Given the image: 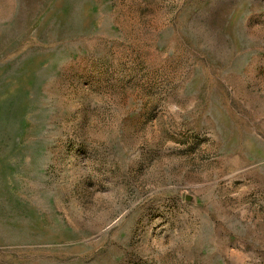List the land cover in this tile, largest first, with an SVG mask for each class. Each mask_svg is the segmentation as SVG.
I'll use <instances>...</instances> for the list:
<instances>
[{
	"label": "rangeland",
	"instance_id": "rangeland-1",
	"mask_svg": "<svg viewBox=\"0 0 264 264\" xmlns=\"http://www.w3.org/2000/svg\"><path fill=\"white\" fill-rule=\"evenodd\" d=\"M0 264H264V0H0Z\"/></svg>",
	"mask_w": 264,
	"mask_h": 264
},
{
	"label": "water",
	"instance_id": "water-1",
	"mask_svg": "<svg viewBox=\"0 0 264 264\" xmlns=\"http://www.w3.org/2000/svg\"><path fill=\"white\" fill-rule=\"evenodd\" d=\"M189 200V199H188Z\"/></svg>",
	"mask_w": 264,
	"mask_h": 264
}]
</instances>
